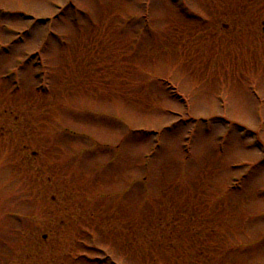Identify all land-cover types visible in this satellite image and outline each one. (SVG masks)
Returning a JSON list of instances; mask_svg holds the SVG:
<instances>
[{
  "label": "rangeland",
  "instance_id": "1",
  "mask_svg": "<svg viewBox=\"0 0 264 264\" xmlns=\"http://www.w3.org/2000/svg\"><path fill=\"white\" fill-rule=\"evenodd\" d=\"M263 20L0 0V264H264Z\"/></svg>",
  "mask_w": 264,
  "mask_h": 264
},
{
  "label": "water",
  "instance_id": "2",
  "mask_svg": "<svg viewBox=\"0 0 264 264\" xmlns=\"http://www.w3.org/2000/svg\"><path fill=\"white\" fill-rule=\"evenodd\" d=\"M263 31H264V20H263Z\"/></svg>",
  "mask_w": 264,
  "mask_h": 264
},
{
  "label": "flooded vegetation",
  "instance_id": "3",
  "mask_svg": "<svg viewBox=\"0 0 264 264\" xmlns=\"http://www.w3.org/2000/svg\"><path fill=\"white\" fill-rule=\"evenodd\" d=\"M34 154H36L37 152L35 151V152H33Z\"/></svg>",
  "mask_w": 264,
  "mask_h": 264
}]
</instances>
